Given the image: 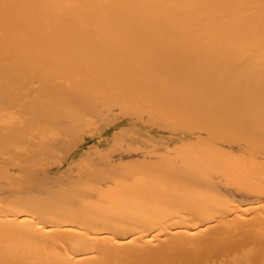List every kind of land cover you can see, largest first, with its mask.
<instances>
[{
	"label": "bare ground",
	"instance_id": "6f19581e",
	"mask_svg": "<svg viewBox=\"0 0 264 264\" xmlns=\"http://www.w3.org/2000/svg\"><path fill=\"white\" fill-rule=\"evenodd\" d=\"M0 264H264V0H0Z\"/></svg>",
	"mask_w": 264,
	"mask_h": 264
},
{
	"label": "rangeland",
	"instance_id": "374dc122",
	"mask_svg": "<svg viewBox=\"0 0 264 264\" xmlns=\"http://www.w3.org/2000/svg\"><path fill=\"white\" fill-rule=\"evenodd\" d=\"M117 107H113L112 108V112H113V114H115V113H117ZM116 116L118 117V115L116 114ZM116 116H115V118H116ZM144 116H146V115H144ZM114 118V119H115ZM142 122V123H141ZM148 121H134L133 123L135 124V125H137L136 126V130H135V132L133 133L134 135H131V136H128V138L126 137V135L124 136V137H120V138H118L117 140L119 141V143H118V141H117V143H116V141H114V143H115V145H114V143H113V141H112V133H109V132H112L114 129L113 128H117V126H118V124H119V121L116 119V120H114V123L115 124H117V125H115V124H113V123H111L106 129H105V137H106V141L102 144V146H101V148L105 151V149H106V151H107V149H108V151L109 150H112L113 148V151H109V152H107V153H109V155H108V157L109 156H112V157H109V160H110V162L111 161H119V160H123V161H125L127 158L129 159V158H139V156L140 157H142V152H144L143 150H137L138 148L139 149H143V147H141L143 144H144V150H145V148H147L148 149V145H147V143L145 144V142H147V140L145 139V137H147L146 136V134H145V131H144V129L145 130H149L150 132H152L151 133V136H154L155 137V139H158L159 138V146H161V144H163V146L164 147H161V150H163V151H165V153L167 152V155L168 154H170V155H173V153H175V151L174 150H176V152L178 153V149H180V148H178L179 147V145H178V143H180L181 141L182 142H185V145H187V142L188 143H190V147H191V142H192V146L194 145V142H196L195 144L196 145H198L199 144V142H198V140H197V137L199 136H201V138L199 139V140H202L203 138H204V136L206 137V134H205V132L202 130L201 131V129L199 130V128H197L198 130H194V129H196V127H187V126H183L182 128H181V126L182 125H179L178 127H174V126H169V127H167V128H163V127H157L155 124H150L149 122L147 123ZM155 122L156 123H158V120H155ZM143 123H145V124H143ZM114 125V126H113ZM142 125V126H141ZM146 125V126H145ZM140 126V127H139ZM189 129H187V128ZM170 130H169V129ZM173 128H175V130L173 129ZM194 128V129H193ZM183 129V130H182ZM193 129V131H192V134H194V135H191L190 133H191V130ZM173 130V131H172ZM137 131V132H136ZM189 131V132H188ZM194 131H196V133L194 132ZM169 133V134H167V133ZM180 132V133H179ZM198 132H200V133H198ZM202 133H203V135H202ZM141 134H143L144 135V137H143V135H141ZM172 134V135H171ZM195 134H196V136H195ZM205 134V135H204ZM141 135V139L138 137V136H140ZM198 135V136H197ZM203 136V137H202ZM87 138H89V135H88V137ZM139 138V139H138ZM142 138H144V139H142ZM162 138H163V141H162ZM89 139H91V137L89 138ZM120 139H123V140H120ZM125 139V140H124ZM169 139V140H168ZM179 139H181V140H179ZM190 139H191V141H190ZM193 139H194V141H193ZM92 140V139H91ZM110 140V141H109ZM140 140H141V142H140ZM143 140V141H142ZM166 140V141H165ZM135 141H137V145H134L136 142ZM161 141V142H160ZM178 141V142H177ZM90 142V141H89ZM88 142V143H89ZM123 142V143H122ZM132 142V143H131ZM111 143H113V144H111ZM141 143V144H140ZM165 143V144H164ZM166 143H167V145H166ZM198 143V144H197ZM109 144H111V145H109ZM117 144V145H116ZM128 144H130L131 146L132 145H134V147H136V150H137V152L135 151H132L133 150V148L134 147H131L132 148V150L130 151V145L129 146H127ZM140 145V147H139V145ZM174 144H175V146L177 147H175L174 146ZM181 144V143H180ZM106 145H108V146H106ZM123 147V145H126L125 146V148L127 149V147H129L127 150L126 149H124V151H123V148L121 147V146ZM147 145V146H146ZM173 146V147H175L174 148V150H172L171 151V149H173V148H171L170 146ZM109 146H112V149H111V147H109ZM137 146H138V148H137ZM150 146V145H149ZM165 146L166 147H169V148H171V149H169V150H167L166 148H165ZM188 146V145H187ZM119 147H121V148H119ZM181 147V146H180ZM182 147H183V144H182ZM110 148V149H109ZM118 148V149H117ZM159 148V147H158ZM185 148V147H184ZM116 149V150H115ZM121 151H120V150ZM146 149V150H147ZM183 148H181V150H182ZM130 151V155H129V151ZM145 150V152H144V155H145V157H147V155H146V153H147V151ZM114 151H115V153H114ZM126 151H128V152H126ZM141 151V152H140ZM170 151V152H169ZM123 152H124V154H123ZM132 152V153H131ZM169 152V153H168ZM171 152H172V154H171ZM112 153V154H111ZM128 153V154H127ZM140 153V154H139ZM127 156H126V155ZM132 154H134V155H132ZM135 154H137V155H135ZM176 154V153H175ZM139 155V156H138ZM150 156H151V154H149ZM166 155V154H165ZM166 155V156H167ZM170 155H168V156H170ZM177 155V154H176ZM114 156V157H113ZM120 156V157H119ZM122 156V157H121ZM126 156V157H125ZM130 156V157H129ZM181 155L179 154V156L177 157L178 159V161H180V166H181V162H183L179 157H180ZM163 155L161 156V158L163 159ZM171 157V156H170ZM176 157V156H175ZM175 157L174 156H172V160L170 159V161H172V162H174V163H176V159H175ZM111 158V159H110ZM123 158V159H122ZM161 158H160V163H161V165L162 166H164V169L166 168L165 166L169 163L168 161H167V159L163 162V160L161 161ZM169 158V157H168ZM176 161H175V160ZM130 160V159H129ZM159 160V159H158ZM126 161H128V160H126ZM167 161V162H166ZM167 164H166V163ZM162 163H164V164H162ZM171 163V162H170ZM169 163V164H170ZM174 166L175 164H171L170 166ZM177 165L179 166V162L177 163ZM177 165H175V167H178ZM168 166V165H167ZM170 166L168 167V168H170ZM168 168H166V169H168ZM214 177H216L215 176V174H214Z\"/></svg>",
	"mask_w": 264,
	"mask_h": 264
}]
</instances>
